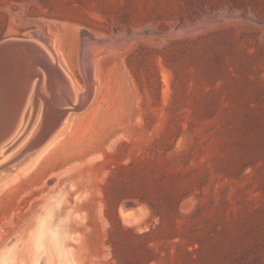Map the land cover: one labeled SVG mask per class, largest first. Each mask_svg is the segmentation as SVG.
Returning <instances> with one entry per match:
<instances>
[{"label":"rangeland","instance_id":"rangeland-1","mask_svg":"<svg viewBox=\"0 0 264 264\" xmlns=\"http://www.w3.org/2000/svg\"><path fill=\"white\" fill-rule=\"evenodd\" d=\"M8 38L44 45L75 98L58 140L0 175V264H123L119 222L148 264H264V0H0Z\"/></svg>","mask_w":264,"mask_h":264},{"label":"bare ground","instance_id":"bare-ground-1","mask_svg":"<svg viewBox=\"0 0 264 264\" xmlns=\"http://www.w3.org/2000/svg\"><path fill=\"white\" fill-rule=\"evenodd\" d=\"M43 39L53 50V42L46 33ZM34 53L43 58L42 63H46L50 73L48 82L41 68L43 64L38 65L39 59L34 65L31 59H24ZM85 72L88 90L75 106L79 110L89 103L97 83L91 62L85 65ZM74 94L69 74L40 42L31 38H8L0 42V157L11 152L0 161V175L25 161L33 152L38 154V158L58 140L66 129L63 124L69 113L67 108L62 110V107L72 104ZM4 177L10 178L9 174ZM132 202L134 204L124 202L120 206L121 214L128 223L138 219L140 209L138 202ZM59 219L55 218L51 224L54 233L59 230Z\"/></svg>","mask_w":264,"mask_h":264},{"label":"trees","instance_id":"trees-1","mask_svg":"<svg viewBox=\"0 0 264 264\" xmlns=\"http://www.w3.org/2000/svg\"><path fill=\"white\" fill-rule=\"evenodd\" d=\"M118 228L120 229L121 232L129 235L128 242H130V245H132L135 248L134 260H130V258L125 256L122 259V262H124L123 264H148L152 260H154V257L148 254V251L150 249L144 247L140 242H138L139 240H136L142 235L135 233L131 228H125L120 222L118 223ZM112 254L116 260H119L120 257L118 255V250L115 247L114 243H112Z\"/></svg>","mask_w":264,"mask_h":264},{"label":"water","instance_id":"water-1","mask_svg":"<svg viewBox=\"0 0 264 264\" xmlns=\"http://www.w3.org/2000/svg\"><path fill=\"white\" fill-rule=\"evenodd\" d=\"M3 41V40H2ZM1 42V41H0ZM126 205H129L128 203H126ZM121 206V205H120Z\"/></svg>","mask_w":264,"mask_h":264}]
</instances>
